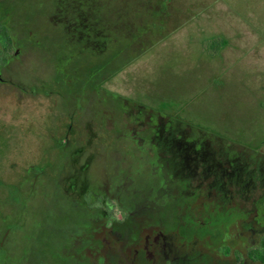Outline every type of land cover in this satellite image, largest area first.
<instances>
[{
	"label": "rangeland",
	"instance_id": "rangeland-1",
	"mask_svg": "<svg viewBox=\"0 0 264 264\" xmlns=\"http://www.w3.org/2000/svg\"><path fill=\"white\" fill-rule=\"evenodd\" d=\"M0 25V264H264V0H0Z\"/></svg>",
	"mask_w": 264,
	"mask_h": 264
},
{
	"label": "trees",
	"instance_id": "trees-1",
	"mask_svg": "<svg viewBox=\"0 0 264 264\" xmlns=\"http://www.w3.org/2000/svg\"><path fill=\"white\" fill-rule=\"evenodd\" d=\"M0 36L3 37V45L0 44V69H6L15 56V39L10 29L5 25H0ZM2 45V46H1ZM248 258L254 262L264 263V239L259 247L248 252Z\"/></svg>",
	"mask_w": 264,
	"mask_h": 264
},
{
	"label": "flooded vegetation",
	"instance_id": "flooded-vegetation-1",
	"mask_svg": "<svg viewBox=\"0 0 264 264\" xmlns=\"http://www.w3.org/2000/svg\"><path fill=\"white\" fill-rule=\"evenodd\" d=\"M176 156H179V154H177ZM176 156H175V158H176ZM262 240H263V239H262ZM262 240H261V241H262ZM260 243H261V242H260ZM259 245H260V244H259ZM258 247H259V246H258ZM253 249H254V248H253Z\"/></svg>",
	"mask_w": 264,
	"mask_h": 264
}]
</instances>
